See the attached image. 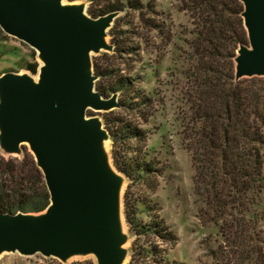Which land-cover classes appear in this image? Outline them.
<instances>
[{"label":"water","instance_id":"1","mask_svg":"<svg viewBox=\"0 0 264 264\" xmlns=\"http://www.w3.org/2000/svg\"><path fill=\"white\" fill-rule=\"evenodd\" d=\"M247 45H239L233 81L264 78V0H239ZM84 2L0 0V30L37 55L35 76L0 75V152L27 146L43 176L48 206L39 213L0 214V256L40 255L65 264H127L122 191L126 179L110 161L98 117L118 109L117 94L95 90L91 56L111 53L108 31L120 13L96 18Z\"/></svg>","mask_w":264,"mask_h":264},{"label":"trees","instance_id":"2","mask_svg":"<svg viewBox=\"0 0 264 264\" xmlns=\"http://www.w3.org/2000/svg\"><path fill=\"white\" fill-rule=\"evenodd\" d=\"M68 1L84 2L92 18L132 11L148 34L163 31L151 0L146 4L141 0ZM184 10L192 15L196 28L190 44L191 66L184 74L189 83L186 101L190 114L184 118L182 132L194 170V193L212 214L202 211V216L217 225L224 239V256L231 260L228 264H264V78L233 81L236 50L248 43L240 17L243 6L239 0H185ZM118 19L108 31L113 51L103 55L128 62L138 55V48L117 32ZM168 35L166 41H170ZM28 69L36 73V65ZM127 72L129 75L131 69ZM93 74L98 79L95 90L103 98L117 94L120 111L136 112L142 122L147 121L150 100L133 90L128 75H119L118 70L107 64L102 67L97 61L93 63ZM115 111L104 115H115ZM116 116L102 121L112 144L113 166L128 181L142 180L146 168L125 162L116 146L125 145L131 138L141 142L143 133ZM134 169H138L137 175H133ZM129 201L125 192L123 214L134 235L153 233L162 241L174 240L170 232L161 234L156 225L136 226ZM48 204L49 194L32 155L25 151L19 160L6 159L0 152V214L39 213ZM129 253L128 264H134L132 248Z\"/></svg>","mask_w":264,"mask_h":264},{"label":"rangeland","instance_id":"3","mask_svg":"<svg viewBox=\"0 0 264 264\" xmlns=\"http://www.w3.org/2000/svg\"><path fill=\"white\" fill-rule=\"evenodd\" d=\"M149 1L141 0L143 4ZM151 1L159 13L163 34H148L136 14L124 11L118 15L115 28L128 38L133 47L138 48V55L128 59V62L125 59L116 60V57L111 59L110 55H103L108 53L102 52L91 56L92 65L96 61L102 67L107 64L114 71L118 70L119 75H128L127 70L131 69L127 77L133 81V90L139 91L151 103L145 123L136 112L116 109L114 113L118 114L116 117L139 128L144 136L141 142L131 138L125 145L118 143L116 149L124 154L125 162H135L136 167L142 166L147 170L142 180L128 181L121 174L126 179L122 204L124 193L127 192L134 210V224L138 227L156 225L161 234L170 232L174 240L162 241L153 233L134 235L123 214L124 231L128 235L126 248L133 249L134 264H228L231 260L228 255L224 256L226 245L217 225L202 216V211H207L210 216L212 214L203 199L194 193V170L190 154L182 141L186 125L183 123L184 118L190 114L186 101L189 83L184 74L191 66L190 44L195 37V22L192 15L184 10L185 0ZM167 32L170 41L165 39ZM123 63L127 64L124 66ZM39 64L35 51L0 30V75L13 72L35 76L36 73H31L28 68L36 65L37 72ZM104 114L93 111L86 113L88 117H98L101 122L106 117L111 120L115 116ZM106 146L112 163L111 141ZM22 148L23 152L28 151L27 146ZM4 158L19 160L21 155ZM138 173V169H134L133 175ZM0 264L62 263L40 255L23 257L19 254H3ZM65 264L96 262L93 256H87L72 258Z\"/></svg>","mask_w":264,"mask_h":264},{"label":"bare ground","instance_id":"4","mask_svg":"<svg viewBox=\"0 0 264 264\" xmlns=\"http://www.w3.org/2000/svg\"><path fill=\"white\" fill-rule=\"evenodd\" d=\"M106 149H107V146H106Z\"/></svg>","mask_w":264,"mask_h":264}]
</instances>
